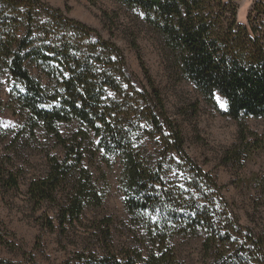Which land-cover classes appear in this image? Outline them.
I'll return each instance as SVG.
<instances>
[{
  "label": "trees",
  "instance_id": "trees-1",
  "mask_svg": "<svg viewBox=\"0 0 264 264\" xmlns=\"http://www.w3.org/2000/svg\"><path fill=\"white\" fill-rule=\"evenodd\" d=\"M117 1L154 35L169 72L238 122L244 151L234 150L232 159L262 147L244 119L264 117V0L253 3L246 23L237 19V0ZM137 58L145 85L133 81L121 48L89 25L41 0H0V74L12 81L19 108L16 139L42 135L56 148L44 150L46 169L30 179L26 195L32 210L55 207L58 226L46 211L38 221L63 233L102 204L106 193L89 164L96 159L108 169L119 166L129 234L114 246L112 219L102 218L97 252L78 254L85 264H188L175 246L182 237L201 238L198 264H264V228L239 223L215 178L189 156L161 90ZM63 123L75 127L63 132ZM144 136L157 137V148L143 147ZM171 168L180 179L167 177ZM23 173L11 157L0 160V191L17 189ZM251 184L264 196V171Z\"/></svg>",
  "mask_w": 264,
  "mask_h": 264
},
{
  "label": "rangeland",
  "instance_id": "rangeland-1",
  "mask_svg": "<svg viewBox=\"0 0 264 264\" xmlns=\"http://www.w3.org/2000/svg\"><path fill=\"white\" fill-rule=\"evenodd\" d=\"M41 1L60 8L69 18L89 25L105 39L118 45L136 85L146 84L137 58L141 56L145 68L161 90L167 113L176 120L184 134V147L189 156L215 178L240 224L255 229L264 228V196L258 194L251 184V177L264 171V117L244 119L247 129L256 132L261 139L262 147L254 149L248 156H241L239 162L233 160L231 156L234 150L244 149L239 140L238 122L230 116L221 115L204 102L190 82L169 72L159 43L152 33L134 20L135 13L129 12L117 0ZM255 1L237 0L239 22L246 23ZM104 12L116 19L112 22ZM31 73L38 75L35 68L31 69ZM11 85L12 81L6 73L0 74V160L11 157L15 169L20 167L24 173L17 189L0 191V258L14 262L33 258L40 264H85L78 254L92 252L93 249L97 252L101 241L95 236V228L107 216L112 219L111 243L121 246L129 230L128 216L122 205L123 193L118 188V164L108 169L98 164L96 159L88 162L99 186L106 193L100 206L86 209L78 221L63 233L40 224L38 216L46 211L58 226L57 209L43 203L40 208L32 210L26 191L30 179L46 169L44 150L50 148L55 151L56 148L49 137L42 135H38L37 141H30L26 136L16 139L21 121ZM109 94L113 95V92ZM216 101L223 109L225 101L219 96H216ZM74 127L75 124H61L63 132ZM141 143L153 151L157 148L158 140L157 137L144 136ZM173 156L177 159L175 154ZM176 172L175 168H171L167 171V177L180 179ZM175 246L179 256L188 264L200 262V237L178 238Z\"/></svg>",
  "mask_w": 264,
  "mask_h": 264
}]
</instances>
